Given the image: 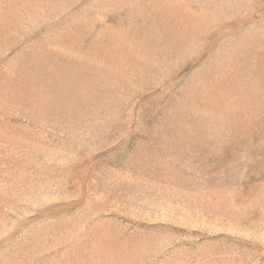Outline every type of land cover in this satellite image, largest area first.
Returning a JSON list of instances; mask_svg holds the SVG:
<instances>
[{"label":"rangeland","instance_id":"374dc122","mask_svg":"<svg viewBox=\"0 0 264 264\" xmlns=\"http://www.w3.org/2000/svg\"><path fill=\"white\" fill-rule=\"evenodd\" d=\"M0 264H264V0H0Z\"/></svg>","mask_w":264,"mask_h":264}]
</instances>
